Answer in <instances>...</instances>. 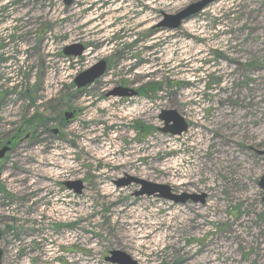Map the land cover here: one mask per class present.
Returning a JSON list of instances; mask_svg holds the SVG:
<instances>
[{"label": "rangeland", "instance_id": "374dc122", "mask_svg": "<svg viewBox=\"0 0 264 264\" xmlns=\"http://www.w3.org/2000/svg\"><path fill=\"white\" fill-rule=\"evenodd\" d=\"M198 1L0 0L1 264H109L111 251L264 264V0H214L176 30H150ZM75 44L83 56L64 57ZM99 60L103 76L76 89ZM118 88L141 95L107 97ZM163 110L183 119L181 136L158 131ZM128 177L203 202L136 197L138 185H116Z\"/></svg>", "mask_w": 264, "mask_h": 264}, {"label": "water", "instance_id": "95a60500", "mask_svg": "<svg viewBox=\"0 0 264 264\" xmlns=\"http://www.w3.org/2000/svg\"><path fill=\"white\" fill-rule=\"evenodd\" d=\"M214 0H200L196 3H193L187 6L185 9L179 11L174 15L161 14V21H159L156 25V29H166V30H175L177 29L181 23L195 14L202 11L206 6L211 4ZM73 0H64V6L69 7L72 4ZM83 47L79 45L66 47L63 50V55L66 57H78L82 54ZM106 66L105 61L100 60L87 70L78 74L73 83L76 89L80 90L91 85L94 81L98 80L105 72ZM136 93L132 90L127 89H117L109 94V96L113 97H133ZM158 119L163 123V128L159 129V132L162 134H167L172 137L180 136L187 130V125L184 123L183 119L172 110H163L160 112ZM8 151V148H2L0 150V159H2L5 153ZM259 155L262 156V162L264 164V151L259 152ZM130 184H135L139 186V190L135 192L136 197L147 196V197H157L163 200L171 201L174 204H184L187 201H191L196 203L198 200L202 203L203 196L199 199L193 195L183 194L182 196L173 195L171 190L167 186L157 185L154 183L145 182L139 179L128 177L126 180L118 181L117 187L123 188ZM63 186L67 189H74L76 194L80 193L81 188L78 183H70L66 182ZM258 187L263 190L262 193V202L264 204V174L258 181ZM1 239V236H0ZM2 253L0 250V264H1ZM105 262L109 264H136L134 261L130 259L126 254L120 251H111L108 253V257L105 258Z\"/></svg>", "mask_w": 264, "mask_h": 264}, {"label": "bare ground", "instance_id": "6f19581e", "mask_svg": "<svg viewBox=\"0 0 264 264\" xmlns=\"http://www.w3.org/2000/svg\"><path fill=\"white\" fill-rule=\"evenodd\" d=\"M141 19L143 20V18L141 17ZM172 177H175L173 174H172ZM174 179V178H173ZM171 181H174V180H171ZM182 183H184V182H178V180H175L174 182H172V184L173 185H181ZM211 207H215V204L213 203V204H211ZM60 209H57V210H55V212H60L59 211ZM176 211H174V212H172L171 214H169L170 215V219H174V218H178L179 220H181L180 221V223L182 224V225H186V224H188L189 223V217L185 214V211H181L180 212V210H178V209H175ZM196 225H198V224H196ZM189 227H191V226H189ZM193 227V226H192ZM191 227V228H192ZM144 233H146V232H141V231H136V232H131L130 233V237L132 238V237H134L135 235H137V234H139V235H141V238H143V237H146V235H143ZM143 235V236H142ZM171 236L172 235H168L167 237L168 238H171ZM213 246H210V247H212L213 248V250H214V248H215V251L217 252V254L218 253H220L223 257V259H226L227 257H229L228 256V253L230 252V250H231V246L229 245V244H227V242H222L221 240H215L213 243ZM92 250H94V248H92ZM50 256H51V254H50ZM88 257V256H87ZM93 260L94 259H87V260H85V259H81V258H78V259H75V260H72L71 262H70V264H95L94 262H93ZM137 261H138V259H136ZM215 260L217 261V259L215 258ZM222 262V261H221ZM221 262H218L217 261V264H221ZM229 262V261H228ZM230 263V262H229Z\"/></svg>", "mask_w": 264, "mask_h": 264}, {"label": "trees", "instance_id": "16d2710c", "mask_svg": "<svg viewBox=\"0 0 264 264\" xmlns=\"http://www.w3.org/2000/svg\"><path fill=\"white\" fill-rule=\"evenodd\" d=\"M153 90H149V88H147L142 95L143 96H148L150 94V92H152ZM138 95H141L140 92L138 93ZM30 122V121H29ZM137 134H140V132H136Z\"/></svg>", "mask_w": 264, "mask_h": 264}, {"label": "flooded vegetation", "instance_id": "af4514ba", "mask_svg": "<svg viewBox=\"0 0 264 264\" xmlns=\"http://www.w3.org/2000/svg\"><path fill=\"white\" fill-rule=\"evenodd\" d=\"M74 1V0H73ZM152 31H155V30H152ZM119 40H122V39H119ZM83 49H84V47H83ZM85 50V49H84ZM105 61V66H106V68H107V66H108V61L107 60H104ZM119 89H123V88H119ZM126 89H128V88H126ZM137 92V91H136ZM4 148V147H3ZM6 148H8V147H6ZM9 148H8V151L7 152H9ZM6 152V153H7Z\"/></svg>", "mask_w": 264, "mask_h": 264}]
</instances>
